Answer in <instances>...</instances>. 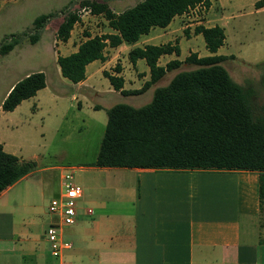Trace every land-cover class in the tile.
I'll return each instance as SVG.
<instances>
[{
    "label": "crops",
    "instance_id": "crops-1",
    "mask_svg": "<svg viewBox=\"0 0 264 264\" xmlns=\"http://www.w3.org/2000/svg\"><path fill=\"white\" fill-rule=\"evenodd\" d=\"M227 1L211 0L209 9L198 6L176 17L167 28L152 29L136 45L108 46L105 57L106 51H109L113 59L105 64L96 61L87 66V79L73 85L79 95L68 99L63 89L53 87L48 91L46 77L47 87L22 104L33 100V116L45 109L47 116L44 119L57 128L66 119L65 105L68 100L78 102V107L82 108L79 99L84 98L83 94L99 95L93 80L103 75L106 67L120 55L127 52L128 56L135 47L166 45L161 43L164 36L172 38L194 26L181 25V22L202 8L211 20L197 22V26L223 28L228 20ZM258 1L254 0L252 4L256 14L264 12V9H256ZM216 11L217 15L214 14ZM212 19L216 23L209 25ZM202 37L197 35L196 38ZM71 38L65 43L67 46ZM79 46L73 53L78 51ZM179 47L180 56H163L159 64L165 67L171 61H182V41ZM229 56L232 55L226 57ZM227 62L229 59L224 63ZM136 67L143 72V77L138 80L144 83L150 81V69L146 62L140 60ZM57 74L62 76L60 67ZM112 75L124 78L125 90L141 89L133 88L136 84L128 82L129 88L124 72ZM63 80L62 85L69 87L67 79L63 77ZM170 82H161L162 85L156 89L166 87ZM97 107L95 111L100 110ZM0 144L5 152L12 154L7 149L8 145ZM95 163L61 169L60 191L56 198L62 191L65 169H71L72 175L78 170L74 181L84 190L77 203V224L64 231L65 238L74 245L65 256L72 264H264V244L261 242L264 238V214L260 211L258 173L100 168ZM35 171L0 195V264H61V260L51 254L47 241L45 223L47 221L49 227L55 218L49 214V206L44 205L43 209L40 206L45 187L42 181L35 179Z\"/></svg>",
    "mask_w": 264,
    "mask_h": 264
},
{
    "label": "trees",
    "instance_id": "trees-1",
    "mask_svg": "<svg viewBox=\"0 0 264 264\" xmlns=\"http://www.w3.org/2000/svg\"><path fill=\"white\" fill-rule=\"evenodd\" d=\"M73 4V2L71 3ZM79 10L70 11L57 30V40H70L75 26L81 22V11L102 16L114 33L92 37L79 46L77 52L59 56L62 76L73 84L87 79L86 68L96 61L105 62L108 46L126 43L136 45L154 28H167L172 21L198 6L209 9L211 0H143L136 6L116 13L99 0H80ZM264 9V0L256 3ZM52 14L37 17L33 22L30 42L35 45ZM207 57L190 55L184 62L174 60L165 67L159 64L166 55L180 56L178 45H147L129 51L136 66L146 62L150 81L139 90H125L123 77L104 72L113 88L123 96L146 93L168 73L184 63L198 66L197 70L177 74L166 87L155 91L152 102L135 108L118 104L107 111L108 123L95 166L100 168H130L178 171H246L259 174V204L264 214V121H255L248 92L237 84L223 63L229 57L216 55L226 41L219 26H198ZM0 45V55L7 56L19 45L16 35ZM116 72H122L117 67ZM47 87L46 75L37 72L20 80L2 103L4 112H13ZM98 108V107H96ZM37 164L4 151L0 144V195L22 178L34 172ZM264 244V238L261 239Z\"/></svg>",
    "mask_w": 264,
    "mask_h": 264
},
{
    "label": "rangeland",
    "instance_id": "rangeland-1",
    "mask_svg": "<svg viewBox=\"0 0 264 264\" xmlns=\"http://www.w3.org/2000/svg\"><path fill=\"white\" fill-rule=\"evenodd\" d=\"M79 1L0 0V45L8 40L12 41L11 35H16L19 39V45L13 52L7 56L0 55V143L8 145V151L19 158L37 164L35 179L42 181L45 187L44 196L40 198L42 209L44 205L49 206L60 191L62 168L90 166L96 162L108 123L109 109L118 104H127L135 108L144 107L152 102L155 89L162 85L161 82L166 84L181 72L199 68L184 63L178 70L168 73L145 94L130 97L115 92L103 73L93 80L99 95L83 94L84 98L79 99L82 101V108L78 107V102L68 100L65 105L66 119L61 121L57 128L50 126L49 121L44 119L47 116L45 109L43 113L33 116L35 112L33 100L25 102L15 112H4L1 106L10 88L28 75L37 72L45 73L49 82L48 91L58 87L67 92L68 99L73 95H79L73 83L66 80L70 86L62 85L65 80L57 74L59 71L57 57L73 53L87 40L88 33L95 37L113 32L102 16H94L89 11L83 10L81 22L75 26L69 46L58 41L56 34L59 26L68 12L80 9ZM99 1L107 3L116 13H122L143 0ZM253 2L254 0L227 1L228 20L226 25H220L226 30L227 41L217 55H232L229 56V62L224 63L223 66L229 70L233 80L248 92L254 120L264 121V12L256 14L252 6ZM217 11L214 12L215 15L218 14ZM196 12L189 14L181 22V25L194 24V26L172 38L164 36L161 42L179 46L182 41L183 62L192 54H197L200 58L210 54L203 37L196 38L195 29L198 27L197 22L205 23L211 18L206 16L207 12L203 8ZM49 14H52V18L42 31L40 41L33 45L29 36L33 33L34 20ZM212 20L209 25L216 23L214 19ZM110 53L106 51L104 64L113 59ZM117 67L124 72L128 87L129 83L136 84L133 88H142L145 84L138 80L143 77L142 69L131 63L127 52L111 62L104 72L118 74ZM97 106L100 107L99 111H95ZM77 171H74V178L77 177ZM48 224L46 221V230ZM69 253L67 252L66 257ZM67 261L72 262L70 259Z\"/></svg>",
    "mask_w": 264,
    "mask_h": 264
},
{
    "label": "built area",
    "instance_id": "built-area-1",
    "mask_svg": "<svg viewBox=\"0 0 264 264\" xmlns=\"http://www.w3.org/2000/svg\"><path fill=\"white\" fill-rule=\"evenodd\" d=\"M83 195L84 190L75 183L71 169H65L61 194L59 198L51 201L48 208V212L55 218V222L46 231L51 254L60 259L61 264H72L65 259V256L68 251L73 249L74 245L65 238L64 231L77 224V203ZM88 212L92 214V210Z\"/></svg>",
    "mask_w": 264,
    "mask_h": 264
}]
</instances>
